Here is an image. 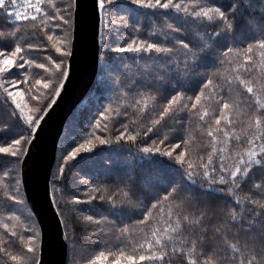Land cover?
I'll return each instance as SVG.
<instances>
[{
	"label": "snow or ice",
	"instance_id": "6c2138e0",
	"mask_svg": "<svg viewBox=\"0 0 264 264\" xmlns=\"http://www.w3.org/2000/svg\"><path fill=\"white\" fill-rule=\"evenodd\" d=\"M72 3L73 0H59L58 3L23 0L27 11L22 12L18 0H0V20L7 21L12 29L5 33L0 24V116L23 123L28 131V135L0 146V216L3 217L0 219L3 228L0 243L4 245L0 247V260L8 258L15 264L40 262L36 256L37 233L31 224L30 210L23 208L26 199L21 192V181L11 165L19 163L20 157L25 155L32 143V133L51 106L44 105L41 97L59 96L68 78V66L63 57L70 53L66 51V38L60 37L64 26L70 23ZM116 5H120L123 15L116 11ZM98 8L105 13V27L114 30L117 36H123L121 28L131 26L129 19L141 9L161 16L159 31L154 27L151 35L162 36V40L153 42L136 37L117 49L122 53L149 54L135 59L154 60L159 71L145 73V78L133 90L138 98L133 97L123 105L118 99L116 107L109 111L114 112L115 117H127V109L131 108L138 114L137 118L143 116L146 121L141 125L143 136L151 143L140 151L149 157L160 155L174 159L182 167L185 179L177 184H165L163 177L151 168H141L139 179L123 192L129 201L141 194L149 200L150 206L143 200L135 205L141 218L122 221V226L117 227L107 220L84 216L83 209L74 208V212L81 214L76 218L96 226L92 235L104 232L109 225L119 242L116 252L130 262H135V254L139 253V261L147 264H169L175 256L184 258L187 264H264V102L256 90L259 82L253 83L252 79L240 75L241 70L252 74L258 60V71L264 76V0H98ZM57 20L62 23H54ZM25 22L31 24V32L18 26ZM131 27L139 31L138 18L137 25ZM56 29L60 31L55 33L53 48L58 55H33L48 48L43 42H37L38 34L43 33L47 41H53L51 33ZM57 45H65V48ZM153 53L155 56L151 55ZM241 54L244 63L231 69L237 74L227 83L238 82L248 98H254V101L245 98L247 108L252 110L243 112L239 111L241 105L231 100L232 88L224 92L212 78L221 72L220 66L233 64ZM210 67L213 71L208 75ZM32 69L42 71L32 72ZM14 70L20 75L14 76ZM227 70L225 67L224 71ZM21 84L28 86L27 90ZM192 84L198 86L194 96L187 94ZM33 89H36L35 94ZM169 90L175 94L165 96ZM260 91H264V85H260ZM26 109L31 114H26ZM217 111L218 115L213 116ZM241 115L248 120L247 128L251 133L236 134L233 125L241 122ZM104 119L108 120V116ZM197 119L200 123L195 127L206 128V136L211 138L203 145H194L195 137L189 131ZM209 119L213 123H209ZM131 123L134 124L135 119ZM96 127H100L99 123ZM129 128V123L121 121L114 141L135 142L141 132H132ZM184 133L189 134L184 136ZM219 133H223L222 138H218ZM95 139L101 145L111 142L100 136ZM232 140L241 151L231 147ZM91 144V140L81 143L65 161L82 159V153H92L95 146H87ZM201 147H210L211 151L197 152ZM4 157L10 159L4 160ZM64 180V168H61L53 180V198L63 193L69 205L104 199L100 188L93 187L86 192L88 199L82 200L73 194L79 190L78 185H65ZM160 188L164 189L163 195ZM177 200L180 203H175ZM215 200L220 203L213 205ZM165 201H170L166 214ZM182 206L183 213L173 212L174 207L181 209ZM222 208L230 217L224 235L214 223ZM153 210H158V216ZM13 221L25 223L23 231L10 230V225L16 228ZM150 221L162 223L163 228L156 227L155 223L147 231L140 227L148 226ZM182 223L194 228L191 235L185 234ZM137 229L140 233L137 242L125 238ZM209 230L223 240V248L210 242ZM126 248L134 254H126ZM115 254L111 250L101 251L89 260V264Z\"/></svg>",
	"mask_w": 264,
	"mask_h": 264
},
{
	"label": "trees",
	"instance_id": "16d2710c",
	"mask_svg": "<svg viewBox=\"0 0 264 264\" xmlns=\"http://www.w3.org/2000/svg\"><path fill=\"white\" fill-rule=\"evenodd\" d=\"M59 0H53V3H58ZM116 11L123 15V10L120 5H116ZM74 9L75 0H73L71 7V20L70 23L65 27L64 33L61 35V39L66 38V51L71 52L72 38H73V27H74ZM51 11V9H50ZM54 14V13H53ZM247 14V13H246ZM115 15V13H113ZM258 15V13H257ZM137 18L139 20V31L134 30L133 27L137 25ZM161 21V16L159 14L152 15L150 10H139L135 15L129 19L128 24L131 26H126L121 28L123 36H117L114 30H109L105 27V13L103 12V25H102V50L100 56V70L98 77L88 92L86 97L78 105L74 113L71 115L67 122L64 133L60 139L58 147V155L56 166L53 173V180L56 177L57 172L64 168L65 185H78V191L73 193L79 195L82 200H87L88 196L86 192L88 189L93 187H99L103 193L104 199H95L88 203H82L79 205H69L67 199L64 198V194L54 198L56 206L60 215L64 221L65 229L69 242V254L67 264H89V260L99 255L101 251L107 252L111 250L116 253L115 255L108 256L105 260L101 257L96 261V264H147V262H141L138 259L139 253H136L137 259L135 262H130L127 260L126 256H119L116 252L117 244L119 243L116 239V233L114 230H110V226H105V231L102 233H97L92 235L96 230V226L89 224L83 219H77L81 214L74 212V208L83 209V215H91L94 219H104L110 223H114L117 227L122 226L123 222H129L141 218L139 215V210L135 207L139 200H143L145 204L150 206L149 200L145 199L143 194L139 195L137 198L129 201L127 197L123 195L124 191H128L135 182L139 179L141 168H151L153 172L159 174L163 177L165 184L171 182L177 184L184 181L183 169L175 162L174 159L168 157L153 155L149 157L147 154L140 151L142 147L149 146L151 141L143 136V129L141 125L146 123L143 116L137 118V113L133 112L131 108L127 109L129 115L127 117H115L114 112L109 111L110 108L116 107V102L119 99L121 105L127 103V101L135 97L134 89L138 87L140 82L145 78V73L158 72L159 68L154 60L147 59H135L137 56L147 57V53H122L117 49L125 44V41L139 37L141 39L157 41L162 40V36H152L151 31L155 27L159 31V24ZM54 23H62V21H54ZM0 24H3L4 32L7 33L12 29L8 25L7 21L0 20ZM22 28H26L28 32H31V24L23 23L18 25ZM56 29L55 32L51 33L54 36L53 41H47L46 35L39 33L37 37V42H43L48 46L47 51H41L38 53H33V55H48L57 56L55 53L53 45L56 43ZM7 40V37H5ZM250 41H245L247 43ZM65 48V45H57ZM243 47V44L240 45ZM257 53L259 49H255ZM155 56V54H151ZM70 56V55H69ZM69 56L63 57L65 63L67 64ZM239 63H244L243 55L236 58L233 64L220 66L221 72L213 76V80L216 84H219L224 92H227L228 88H232L231 100L240 104L241 108L239 111L243 112L245 110L251 111L252 109L247 108L246 99L248 94L244 91L242 86L238 82H233L231 85L227 83L228 79L233 78L237 73L232 72L231 69ZM227 71H224V68ZM258 60L257 67L253 69L252 74H245L242 70L240 75L245 79H252L253 83L257 81L256 90L261 96L262 102H264V91H260V85H264V76H261L258 71ZM32 72H38L42 70L32 69ZM54 72L55 70L52 69ZM213 69L210 67L207 72L208 75L212 74ZM14 76H19L20 73L14 70ZM31 79V77H29ZM22 88L27 90L28 86L21 84ZM141 91L143 89H140ZM198 91V86L196 84L191 85V90L188 91V95H195ZM36 89H33V94H35ZM156 94V93H153ZM175 94L174 91L169 90L165 93V96ZM207 94V92H206ZM54 95L45 99L41 97L44 105H48ZM138 98V97H135ZM27 99V97H26ZM158 99L160 97L158 96ZM249 101H254V98H248ZM191 104V101H189ZM255 105L253 104V107ZM218 108V105L216 106ZM125 109L121 108V111ZM160 109H157V114ZM31 114V113H30ZM108 116V120L104 119V116ZM146 115V114H145ZM185 115V113H181ZM213 116L218 115V111L212 113ZM115 117V118H114ZM158 118V115L157 117ZM230 118H233L230 116ZM135 119V123L131 121ZM254 119V117H253ZM121 121L130 124L129 131L135 132L140 131L141 136L137 137L135 142L121 140L119 142L114 141V137L119 134L117 129H119ZM240 121L233 125L236 130V134L243 135L245 131L251 133V129L247 128L248 120H246L242 115ZM213 123L211 119L208 121ZM99 123L100 127L97 128L96 125ZM200 123L194 120L189 131L195 137L193 143L194 145H203L205 141H209L211 138L206 136V128H196L195 125ZM107 125V128H105ZM0 146H6V143H10L13 139L18 138L21 135H28L26 126L23 123H18L11 119H4L0 116ZM223 126V124H222ZM123 131V129H120ZM204 133L201 135V133ZM189 133H184L187 136ZM96 136H100L103 139H107L111 142L101 145L98 140L95 139ZM223 133L218 134V138H222ZM91 140L92 144L87 145L89 147L95 146L92 153H82V159L78 158L75 161H65L67 155L76 147H79L81 143H86V141ZM231 147L235 148L237 151L242 149L236 144V141H230ZM177 151H180L179 149ZM211 151L210 147L207 148H197V152L207 153ZM2 156V154H0ZM22 157H20V162L11 165L12 168L16 170L17 179L21 181L20 188L22 195L26 199V203L23 208L30 210L31 224L37 233L36 240V256L39 259V249L41 242V231L37 219L27 201L21 176V163ZM10 158L4 157V160ZM259 179V176H257ZM80 181H86V183H80ZM226 187V186H220ZM53 189V184H52ZM163 188L159 189L161 195H163ZM115 194V195H113ZM96 195H99L97 193ZM111 196V199L109 197ZM186 199V197L184 198ZM171 201V198H170ZM170 201H165L163 207L165 209V214L167 213ZM175 203H180L177 200ZM220 203L219 200L213 201V205ZM19 207V206H18ZM231 207V205H228ZM181 211L183 213V206L181 209L173 208V212ZM190 211V210H189ZM154 215L158 216V210H153ZM63 213V214H61ZM3 217L0 216V219ZM166 218V216H165ZM230 220L227 215L226 209L222 208L218 211L215 218V225L221 228V235L226 232V222ZM7 222V221H5ZM16 224V228L12 229L10 225V230L23 231L26 224L13 221ZM155 223L150 221L148 226L145 227L147 231L152 224ZM156 227L163 228L162 223H155ZM182 230L186 235H191L194 231L193 227L187 226V224L182 223ZM0 233H3V228L0 227ZM207 235L210 237V242L217 243L218 247L223 248L224 242L213 230H209ZM126 239H131L133 243L140 239V233L137 229L136 232L131 233V235L125 237ZM76 241L74 244L72 241ZM234 242V241H233ZM4 245L0 243V247ZM11 251V249H9ZM126 254H134L131 252L130 248L125 249ZM2 255V254H0ZM0 264H15L8 258L0 260ZM169 264H187V261L180 257H172ZM227 264V262H225Z\"/></svg>",
	"mask_w": 264,
	"mask_h": 264
},
{
	"label": "water",
	"instance_id": "95a60500",
	"mask_svg": "<svg viewBox=\"0 0 264 264\" xmlns=\"http://www.w3.org/2000/svg\"><path fill=\"white\" fill-rule=\"evenodd\" d=\"M103 11L98 0H75L68 78L44 113L22 158L21 176L27 201L41 231L40 264H67L69 244L52 197L53 173L60 139L71 115L93 87L100 70ZM54 101V102H53Z\"/></svg>",
	"mask_w": 264,
	"mask_h": 264
},
{
	"label": "built area",
	"instance_id": "2783aa9c",
	"mask_svg": "<svg viewBox=\"0 0 264 264\" xmlns=\"http://www.w3.org/2000/svg\"><path fill=\"white\" fill-rule=\"evenodd\" d=\"M18 7H19V10L22 12L27 11V9L23 7V0H18Z\"/></svg>",
	"mask_w": 264,
	"mask_h": 264
},
{
	"label": "rangeland",
	"instance_id": "374dc122",
	"mask_svg": "<svg viewBox=\"0 0 264 264\" xmlns=\"http://www.w3.org/2000/svg\"><path fill=\"white\" fill-rule=\"evenodd\" d=\"M67 66H68V62H67ZM54 97H55V95H54ZM54 97H53V98H54ZM53 98H52V100H53ZM52 100L50 101V103L52 102ZM50 103H49V104H50ZM25 111H26V114H30V113H28L27 109H26ZM62 220H63V219H62ZM63 223H64V221H63ZM64 227H65V224H64ZM68 244H69V242H68ZM68 254H69V252H68Z\"/></svg>",
	"mask_w": 264,
	"mask_h": 264
}]
</instances>
